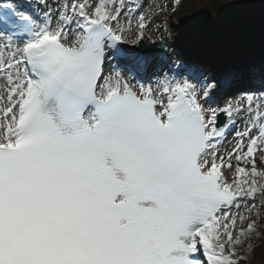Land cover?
Segmentation results:
<instances>
[{"label":"snow or ice","instance_id":"snow-or-ice-1","mask_svg":"<svg viewBox=\"0 0 264 264\" xmlns=\"http://www.w3.org/2000/svg\"><path fill=\"white\" fill-rule=\"evenodd\" d=\"M39 3L40 22L17 5L0 10V264H237L245 216L231 208L264 193V101L253 107L238 89L212 102L246 70L221 55L134 84L150 56L117 47L132 31L131 18L119 23L123 5L67 0L53 25ZM115 57L123 67L105 75ZM244 112L220 154L218 116Z\"/></svg>","mask_w":264,"mask_h":264},{"label":"rangeland","instance_id":"rangeland-1","mask_svg":"<svg viewBox=\"0 0 264 264\" xmlns=\"http://www.w3.org/2000/svg\"><path fill=\"white\" fill-rule=\"evenodd\" d=\"M30 2L36 4L38 0ZM142 11L146 17V24L149 23L150 26L146 37H153L155 41L164 40L162 37H157L156 25L158 22L176 35L174 41L168 44L166 42L167 46L180 43L185 40L184 38H188L196 41L190 50L200 48L203 50L202 53L210 52L211 57L212 55L230 57L229 62L231 59L236 62L244 59L243 48L247 46L254 47L251 50L253 53L246 57L248 62H251L254 57H262V54L258 56V51H264L261 48L264 45V0H150L142 6ZM192 11L200 13V17L198 19L189 17L188 14ZM228 14L232 15V18L237 17L235 21L244 27L240 34L235 35L224 31L228 26L234 27L237 24L231 22L232 18ZM205 35L209 37V40H201ZM214 40L218 45L217 50L212 45ZM170 48L175 52L174 57L177 54H183L182 50L175 46ZM186 48L187 46L182 47L183 50ZM156 57L161 59L162 56ZM262 65L263 61L260 60L256 67L260 75H264ZM159 66H165V63L161 60ZM260 75L257 78H260ZM225 98L226 96L219 94L215 100L224 106L231 100ZM247 119L248 114L241 113L236 116L232 125L237 121L246 123ZM234 135L230 137L232 138ZM230 148V140L222 141L219 150L226 154ZM256 159L258 169H264V162L260 161L258 153ZM233 162L235 164V161ZM254 198L252 206H247L246 213H243L246 215L245 221L238 223L234 230L237 235L240 234V229L245 230V234L241 236V242L234 248L237 264H264V193L257 192ZM257 205H262V210L260 213L257 210L253 213L252 209ZM247 211L250 213L248 216ZM250 221L254 222V228L251 233H248L247 223Z\"/></svg>","mask_w":264,"mask_h":264},{"label":"bare ground","instance_id":"bare-ground-1","mask_svg":"<svg viewBox=\"0 0 264 264\" xmlns=\"http://www.w3.org/2000/svg\"><path fill=\"white\" fill-rule=\"evenodd\" d=\"M132 1V3H130V5H126V8H130L131 7V9H133V8H137V9H140L141 8V4H142V1L141 0H131ZM149 1L148 0H146V3H148ZM116 6H118L116 3H114ZM23 8H25V9H28V7H27V5H23ZM134 13H129V14H124L123 16H122V21H120L119 20V23L120 24H122L125 28H127L128 27V25H127V23H126V21H127V19H129V18H131L132 19V21H133V23H132V31H130V32H128L127 34H126V41H128V42H126V44H130L131 46H134V45H132L131 43H130V41L131 40H134V39H136V35H137V33H138V29H137V26H136V23H135V21H134V15H133ZM137 15H139V14H137ZM188 16L189 17H191L192 19H198L199 17H200V13L198 14V13H196V12H194V11H192V12H189V14H188ZM190 18V19H191ZM156 30H157V33L159 34V35H161V37L164 39V40H166L167 42H170V41H174L175 39H176V35L174 34V33H172V31H169V30H167V29H163V27H162V25L161 24H157L156 25ZM146 35V34H145ZM144 35V39H143V41H144V43L145 44H147V43H150V41L151 40H155V38H150V39H148V38H146V36ZM196 41H192V42H190V40L188 41V42H185V41H183V46H187V48L186 49H184V51H182L183 53H184V55H185V57H188L187 55H186V53L185 52H188L189 53V51H190V49L195 45L194 43H195ZM211 44V43H210ZM210 44H208V45H210ZM213 47L215 48V50H217V47H218V45H217V42H216V40H214L213 41ZM179 48L181 49L182 47L179 45ZM254 48V47H253ZM253 48H249L248 46L247 47H245V48H243V51L245 52V58L243 59V60H246V57L247 56H249V55H251L253 52L251 51ZM263 50H264V45L261 47ZM193 50H197V51H199L197 48H195V49H193ZM200 52H198V55H200V57L202 58V59H204V57H206L207 55H208V53L207 52H205V53H200ZM167 54H168V57L169 58H171V56H173L172 55V53L168 50L167 51ZM151 56H155L153 53L152 54H150ZM212 58V57H211ZM228 60L230 59V57H226ZM161 59H157V58H152V60L149 62V64L150 65H156L157 64V62L158 61H160ZM230 62H232V59H231V61ZM165 63V62H164ZM233 64H236V63H233ZM236 65H238V64H236ZM165 67H167V65L165 66ZM261 85V84H260ZM2 86H4V84L2 85ZM251 87V88H255V86L253 85V84H247V83H240L239 84V86L238 87H240V88H245V87ZM5 88H6V86H4V87H1V89H0V95H3L4 94V90H5ZM232 89H234V88H226L224 91L225 92H229V91H231ZM223 91V92H224ZM258 102H257V100H253V107H255V105L257 104ZM236 126H237V130H239V131H243L244 130V128L246 127L245 126V124L244 123H242V122H237V124H236ZM227 127H228V125H227ZM222 128H224V133L226 134L227 132H228V130H227V128L224 126V127H222ZM236 131V130H235ZM234 133V132H233ZM230 135V134H229ZM236 137H235V135L233 136V139H231V141H230V144H231V148H230V150L229 151H231L232 150V148L234 147V145H235V139ZM219 153L220 154H223V152L222 151H220L219 150ZM228 178H229V180H231L232 179V174H228ZM253 203V202H252Z\"/></svg>","mask_w":264,"mask_h":264},{"label":"water","instance_id":"water-1","mask_svg":"<svg viewBox=\"0 0 264 264\" xmlns=\"http://www.w3.org/2000/svg\"><path fill=\"white\" fill-rule=\"evenodd\" d=\"M161 47V46H160ZM161 49V48H160Z\"/></svg>","mask_w":264,"mask_h":264}]
</instances>
